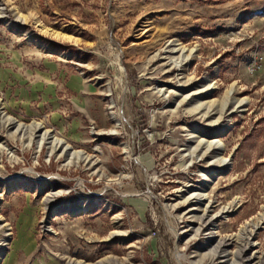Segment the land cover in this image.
Instances as JSON below:
<instances>
[{
  "label": "rangeland",
  "instance_id": "obj_1",
  "mask_svg": "<svg viewBox=\"0 0 264 264\" xmlns=\"http://www.w3.org/2000/svg\"><path fill=\"white\" fill-rule=\"evenodd\" d=\"M0 264H264V0H0Z\"/></svg>",
  "mask_w": 264,
  "mask_h": 264
}]
</instances>
